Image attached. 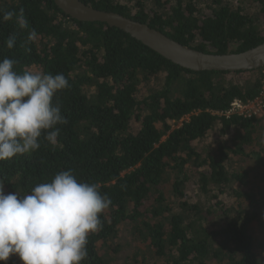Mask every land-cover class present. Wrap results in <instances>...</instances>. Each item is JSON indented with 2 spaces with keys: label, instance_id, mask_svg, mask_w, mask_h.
<instances>
[{
  "label": "trees",
  "instance_id": "trees-1",
  "mask_svg": "<svg viewBox=\"0 0 264 264\" xmlns=\"http://www.w3.org/2000/svg\"><path fill=\"white\" fill-rule=\"evenodd\" d=\"M80 1L204 53L264 42V0ZM4 58L20 74L69 81L53 98L68 120L57 142L41 137L37 151L0 161V183L20 197L61 171L95 183L112 204L81 264H264V115L216 114L254 100L264 67L183 69L117 28L66 16L52 0H0Z\"/></svg>",
  "mask_w": 264,
  "mask_h": 264
},
{
  "label": "clouds",
  "instance_id": "clouds-1",
  "mask_svg": "<svg viewBox=\"0 0 264 264\" xmlns=\"http://www.w3.org/2000/svg\"><path fill=\"white\" fill-rule=\"evenodd\" d=\"M36 36L33 29L28 38ZM6 46H15L14 36ZM15 63L0 61V161L37 151L41 137L55 144L57 125L68 123L59 103H53L69 87L65 75L20 74ZM3 187L0 183V264L12 256L21 264H81L88 256L89 235L102 230L100 217L112 204L95 183L78 181L71 170L37 184L23 197L5 194Z\"/></svg>",
  "mask_w": 264,
  "mask_h": 264
},
{
  "label": "water",
  "instance_id": "water-1",
  "mask_svg": "<svg viewBox=\"0 0 264 264\" xmlns=\"http://www.w3.org/2000/svg\"><path fill=\"white\" fill-rule=\"evenodd\" d=\"M66 16L79 22H98L121 30L167 61L194 72H245L264 67V42L240 53H204L182 45L148 25L80 0H52Z\"/></svg>",
  "mask_w": 264,
  "mask_h": 264
},
{
  "label": "built area",
  "instance_id": "built-area-1",
  "mask_svg": "<svg viewBox=\"0 0 264 264\" xmlns=\"http://www.w3.org/2000/svg\"><path fill=\"white\" fill-rule=\"evenodd\" d=\"M219 116L229 118L231 116H238L243 119H250L253 117H261L264 115V86L261 88L258 96L249 102H241L240 100H234L225 111L216 113ZM188 117L182 118L178 124L183 120H187Z\"/></svg>",
  "mask_w": 264,
  "mask_h": 264
}]
</instances>
